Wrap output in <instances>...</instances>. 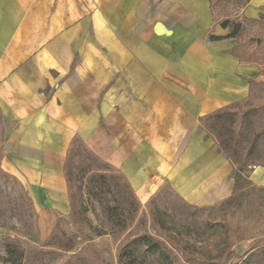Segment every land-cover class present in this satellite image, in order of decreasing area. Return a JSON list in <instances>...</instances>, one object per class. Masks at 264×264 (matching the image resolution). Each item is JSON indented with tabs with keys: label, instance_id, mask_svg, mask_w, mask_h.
Returning a JSON list of instances; mask_svg holds the SVG:
<instances>
[{
	"label": "crops",
	"instance_id": "1",
	"mask_svg": "<svg viewBox=\"0 0 264 264\" xmlns=\"http://www.w3.org/2000/svg\"><path fill=\"white\" fill-rule=\"evenodd\" d=\"M263 8L249 0L243 15ZM220 22L209 0H0V112L14 124L1 167L50 205L39 209L41 233L68 198L75 135L140 203L163 183L189 204L232 194L233 165L201 119L245 100L263 64L239 57ZM249 177L264 186V166Z\"/></svg>",
	"mask_w": 264,
	"mask_h": 264
},
{
	"label": "rangeland",
	"instance_id": "2",
	"mask_svg": "<svg viewBox=\"0 0 264 264\" xmlns=\"http://www.w3.org/2000/svg\"><path fill=\"white\" fill-rule=\"evenodd\" d=\"M248 1L214 0L213 6L216 19L222 21L228 18L240 23L238 40L245 46L244 52L248 56L258 57L261 59L259 62L263 64L262 79L256 81L257 84L251 87L249 96L239 101L237 107L233 109L247 118L242 135L244 137H247L249 132H260L264 122V42L259 47H256L253 42L254 38H264V8L260 13L262 16L254 19L247 18L243 15V11ZM222 121L227 125L226 118H222ZM212 122V119L208 117L201 120V129L206 134L210 124L213 125ZM13 125L12 122L3 120L0 112V264H5L6 259L5 237L13 238L24 249V264H66L71 260L74 264H79L81 260H84L83 257L88 258L86 264H118L117 253L128 238L142 232L155 235L160 233L149 218V208H155V206L174 220L184 224H191L194 221L197 231L203 232L202 239L207 237V220L227 225L234 244L231 247V254L225 256L220 264H238L250 248L264 241V186L252 182L251 186L244 188L240 202L221 205L218 204L221 200L212 204H189L169 188L168 183H163L156 192L167 186L168 189L160 192L154 204L141 203L133 221L124 230L119 227L113 228L105 222L95 202L89 203V208L85 211L88 221H79L78 218L81 217L77 215L76 223H74L69 215L68 198H61L56 208H53V215L55 221L59 223L58 235H64V240L70 242L73 249L70 252H64L59 249L44 248L42 245L52 237V231L47 234L41 233L39 209L50 207V205L44 201L45 198H33L31 188L22 178L16 177L1 167L2 143L8 137ZM213 140L216 143L214 138ZM254 142L258 147L253 151V155L259 154L264 157V132L259 133L255 140L243 138L241 142L243 152L247 151ZM109 196L113 202L121 200L118 193L113 192ZM211 205L215 207L208 208ZM35 248L49 250L50 253L41 258L37 252H34ZM168 248L171 250L172 264H189L174 248L170 246ZM75 252L77 255L70 258Z\"/></svg>",
	"mask_w": 264,
	"mask_h": 264
},
{
	"label": "trees",
	"instance_id": "3",
	"mask_svg": "<svg viewBox=\"0 0 264 264\" xmlns=\"http://www.w3.org/2000/svg\"><path fill=\"white\" fill-rule=\"evenodd\" d=\"M209 1L210 7L214 12V0ZM259 16H262V14H259ZM220 24L223 27L227 26L230 28V32L227 34L228 37L239 39V22H233L227 18L222 20ZM209 38L219 39V37L211 35ZM253 42H255L256 47H259L263 44L264 38H254ZM244 48L245 46L240 42L235 47L237 55L243 60L251 62H259L261 60L258 57L244 54ZM240 51L243 56L239 54ZM248 82L250 89L254 84H257L253 78H250ZM238 103L227 105L206 116L213 121V125L210 124L208 128L207 135L216 140L219 151L233 165L232 175L234 183L232 194L218 203L221 205L240 202L244 188L252 185L249 180L251 170L258 165L264 166V157L259 154L253 155V151L258 147L255 142L245 152H243L244 148L241 147L243 138L255 140L258 138L259 133L264 132V122L261 125L262 130L260 132H249L247 137L242 136L247 118L245 115H239L233 110ZM222 118H226L227 125L222 121ZM63 173L70 207L69 215L74 223H76L77 215L81 217L78 218L79 221H88L85 211L89 208L88 204L92 202L98 205L103 219L113 228L119 227L124 230L133 221L141 203L129 181L119 169L91 151L77 135L72 138L67 149ZM169 188L171 187L169 186ZM164 189L167 190L168 186L151 195L145 205L154 204L160 192ZM113 192L118 193L121 197L119 202L111 200L109 194ZM209 207L212 208L215 205ZM149 218L160 233L155 235L149 232H142L128 238L117 253L116 260L118 264H151L152 262L172 264V254L168 246L180 253L184 261L189 264H204L207 262L220 264L223 258L232 252L231 247L234 242L230 237V230L227 225L220 222L207 220V237L202 239L203 232L199 233L197 231L194 221L191 224H184L181 221L174 220L157 206L149 208ZM58 230L59 223L57 221L52 230V237L42 247L59 249L64 252L72 251L73 245L64 240V235H58ZM5 241V264H24V249L13 238L5 237ZM34 252H37L41 258L50 253L49 250L44 251L39 248H35ZM75 255H77L76 252L70 258L75 257ZM83 259L79 264H86L85 262L88 258L83 257ZM71 262L72 260L66 264H74ZM238 264H264V241L250 248Z\"/></svg>",
	"mask_w": 264,
	"mask_h": 264
}]
</instances>
